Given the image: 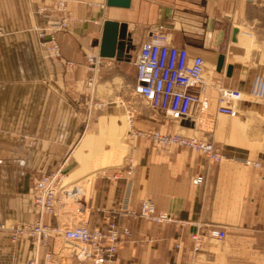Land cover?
Returning a JSON list of instances; mask_svg holds the SVG:
<instances>
[{
	"label": "crops",
	"instance_id": "crops-1",
	"mask_svg": "<svg viewBox=\"0 0 264 264\" xmlns=\"http://www.w3.org/2000/svg\"><path fill=\"white\" fill-rule=\"evenodd\" d=\"M53 6L52 0H0V223L29 224L39 217L32 186L41 175L61 167L76 179L90 170L83 201L56 218L43 215V223L81 220L89 230L104 231L101 208L135 212L148 200L180 223L121 217L129 234H120L115 264H264V0H130L127 9L107 7L106 0H74L68 9L79 22L56 34L60 58L41 46L48 36L38 37L57 15L35 11ZM106 20L125 25L127 47L122 58L104 59L91 76L85 55L98 54ZM159 26L169 45L205 62L208 107L194 124L166 120L135 99V56ZM220 86L242 93L235 118L217 114ZM94 102L102 107H91ZM124 116L125 150L116 144ZM154 130L211 142L226 158L212 163L187 148L166 153L130 138ZM127 157L135 167L130 191L124 179L114 178ZM101 168L111 171L100 174ZM196 176L204 179L199 186L191 183ZM210 226L222 229L225 239L204 238L194 252L189 234L200 228L204 235ZM45 249L57 264H75L62 238L48 239ZM33 256L30 241L12 243L0 232V264H27Z\"/></svg>",
	"mask_w": 264,
	"mask_h": 264
},
{
	"label": "built area",
	"instance_id": "built-area-1",
	"mask_svg": "<svg viewBox=\"0 0 264 264\" xmlns=\"http://www.w3.org/2000/svg\"><path fill=\"white\" fill-rule=\"evenodd\" d=\"M54 6L38 8L35 14L48 17L57 15V21L47 28L38 30V37H49L41 46L47 55L60 58L61 53L55 36L66 31L70 25L78 23L68 4L74 0H52ZM103 60L98 54L85 55L86 68L90 75H94L103 66ZM73 66L72 63H67ZM135 84L134 94L141 98L160 117L169 121H198L207 110L205 99V62L201 57H189L186 50L169 45L166 32L159 26L146 34L134 60ZM242 99L238 90L225 87L217 88V114L228 118H235L237 111L236 102ZM133 138L141 137L155 150L168 153L173 146L187 148L203 154L209 162L219 163L226 156L220 153L213 143L186 137L179 133H166L159 130L151 132H133ZM264 141V139H263ZM259 168L257 162L250 163ZM135 174L132 157L126 158L125 167L114 174L115 179L125 180L126 189L130 191ZM61 171V167L41 175L32 186V204L39 215L29 224L7 225L0 223V232L7 233L12 243L20 239H27L34 249V256L27 264H57L55 256L48 250V239L60 237L66 244V249L71 252L75 264H115L117 252L122 244L120 234L128 235V228L120 225L119 219L133 216L156 224L173 223L175 220L165 211H158L148 200L138 206L137 211H132L124 206L106 210L101 208L104 231L97 228L89 230L86 224L79 220L75 225L56 224L51 226L43 223V215L56 218L58 212L72 203H81L84 197V186L80 182H68ZM202 176H196L191 183L199 186L203 183ZM200 228L189 234L193 242V250L197 252L204 238L222 241L225 232L217 227H207L205 234ZM45 249L41 254L40 250Z\"/></svg>",
	"mask_w": 264,
	"mask_h": 264
},
{
	"label": "water",
	"instance_id": "water-1",
	"mask_svg": "<svg viewBox=\"0 0 264 264\" xmlns=\"http://www.w3.org/2000/svg\"><path fill=\"white\" fill-rule=\"evenodd\" d=\"M107 7L127 9L130 6V0H106ZM125 25L118 22L106 20L102 23L101 39L98 48V55L102 59L122 58L123 50L126 46ZM128 50V48H126ZM223 63V57L219 56L217 69L219 70ZM231 68H227L226 75L229 76Z\"/></svg>",
	"mask_w": 264,
	"mask_h": 264
},
{
	"label": "rangeland",
	"instance_id": "rangeland-1",
	"mask_svg": "<svg viewBox=\"0 0 264 264\" xmlns=\"http://www.w3.org/2000/svg\"><path fill=\"white\" fill-rule=\"evenodd\" d=\"M135 99H140V100H142V99L139 98L138 96H135ZM91 107H93V108H95V109H97V108H101V107H102V103H101V102H94V103H92ZM122 119H123V122H122V124H121V128H119V130H118V132H117L116 144H117V146H118L119 148L124 149V147L121 146L120 140H121V141H122V140L124 141L123 138H125V132L128 130V125H127V122H126V120H127L126 116H124ZM185 123H187V124H194V122H192V121H190V120L185 121ZM132 133H133V132H132ZM130 135H131V134H130ZM130 138H131V140H134V139H135V138H133L132 136H130ZM124 150H125V149H124ZM89 171H90V170H88L87 172L89 173ZM105 171H111V169H110V170H106V169H104V168H101V169H98V170H97V172H99L100 174L103 173V172H105ZM87 172H85L84 176H81L80 178H76V179H68V178H67V175L63 173V174L66 176V178H67L66 181H71V183H74V182H78V183H79V182H81L80 184L84 186V192H85V193H84V197L87 196L88 187H89V182H90V181L85 180L87 177L90 176V174H87ZM106 173H108V172H106ZM91 174H92V173H91ZM84 197H83V198H84ZM82 201H83V199L81 200V202H82ZM78 204H80V203H78ZM78 204H77V203H72V204H70V205H68V206H65V207L75 209V207H76ZM65 207H64V208H65Z\"/></svg>",
	"mask_w": 264,
	"mask_h": 264
},
{
	"label": "bare ground",
	"instance_id": "bare-ground-1",
	"mask_svg": "<svg viewBox=\"0 0 264 264\" xmlns=\"http://www.w3.org/2000/svg\"><path fill=\"white\" fill-rule=\"evenodd\" d=\"M68 182H71V181H68ZM81 183V182H80Z\"/></svg>",
	"mask_w": 264,
	"mask_h": 264
}]
</instances>
